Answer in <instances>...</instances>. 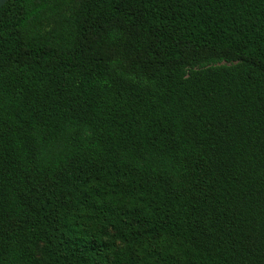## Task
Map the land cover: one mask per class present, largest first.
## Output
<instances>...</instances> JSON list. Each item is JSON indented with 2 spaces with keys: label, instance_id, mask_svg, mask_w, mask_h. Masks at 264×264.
<instances>
[{
  "label": "trees",
  "instance_id": "16d2710c",
  "mask_svg": "<svg viewBox=\"0 0 264 264\" xmlns=\"http://www.w3.org/2000/svg\"><path fill=\"white\" fill-rule=\"evenodd\" d=\"M0 264H264V0L6 3Z\"/></svg>",
  "mask_w": 264,
  "mask_h": 264
},
{
  "label": "water",
  "instance_id": "95a60500",
  "mask_svg": "<svg viewBox=\"0 0 264 264\" xmlns=\"http://www.w3.org/2000/svg\"><path fill=\"white\" fill-rule=\"evenodd\" d=\"M10 0H0V9L6 4L8 3Z\"/></svg>",
  "mask_w": 264,
  "mask_h": 264
}]
</instances>
